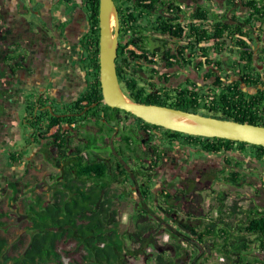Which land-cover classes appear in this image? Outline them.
<instances>
[{
    "label": "flooded vegetation",
    "instance_id": "obj_1",
    "mask_svg": "<svg viewBox=\"0 0 264 264\" xmlns=\"http://www.w3.org/2000/svg\"><path fill=\"white\" fill-rule=\"evenodd\" d=\"M112 1L119 24L115 73L126 98L133 101L128 86L133 84L143 101L164 107L211 117L241 110V115L261 118L264 23L252 21L246 1L241 0V8L252 18L244 21L241 15V22L231 24L199 19V0ZM5 9H10L9 19L3 18ZM87 18L83 0H0V77L14 97L0 103V144L10 134H17L13 142L19 139V127L28 134L19 151L0 158V167L7 161L20 167L27 155L20 175L7 179L16 186L40 185L36 193L43 195L45 188L50 199L58 183H65L69 163L63 154L80 155L84 163L93 156L111 174L125 176L110 182L118 205L128 202L131 211L139 206L158 215L162 230L191 233L190 264H225L217 252L220 242L207 238L201 243L192 231L213 224L241 231L247 210L264 211L257 202L264 201V158L237 143L219 147L210 140L217 138L171 134L124 111H88L97 103L73 110L90 85L84 63ZM63 79L65 94H59ZM23 102L20 122L16 112ZM39 116L44 120L37 123ZM53 119L60 122L49 126ZM44 166L54 171H47L43 188L37 174ZM251 251L250 258L257 260L251 264H264L257 242Z\"/></svg>",
    "mask_w": 264,
    "mask_h": 264
},
{
    "label": "trees",
    "instance_id": "obj_2",
    "mask_svg": "<svg viewBox=\"0 0 264 264\" xmlns=\"http://www.w3.org/2000/svg\"><path fill=\"white\" fill-rule=\"evenodd\" d=\"M83 1L89 27L86 35L88 52L84 63L90 85L82 95V99H78L71 107L78 112L86 106L90 107L91 103H97L96 109L90 107L88 111L122 112L100 102L98 0ZM246 4L255 16V18L251 17L252 21L264 23V3L247 0ZM198 15L199 19H202L205 14L199 9ZM247 70L245 69V72ZM128 86L129 98L134 102L162 106L155 101H143L142 93L137 92L133 84ZM80 102H85V104L82 105ZM261 105V118H255L251 114L241 115V110L239 113L225 111L221 116L214 117L264 127V103L262 102ZM41 119L44 120V117H37V123H40ZM57 122L60 120L53 119L49 126ZM210 140L213 143L216 142L219 147L223 144L237 143L242 148L249 147L258 150L259 156L264 158L263 147L222 139ZM78 153H81V150ZM122 156H124V150ZM90 157V162L84 163L80 155L70 159L63 154V160L66 164L69 163V168H66L63 177L65 183H58L57 190L51 196L50 201L36 194V204L33 205L32 201L28 203L25 211L26 214L27 211L30 213L27 214L22 226L25 230V241L11 243L8 238L0 236V264H128V262L138 264L141 259L147 264L176 263L183 250L179 242L181 235L175 231H161L159 216L143 211L139 206L129 214L128 226L122 229L119 203L115 200V193L111 192L110 182L124 181L125 176L122 178L119 174H111L104 163H96V158ZM122 174H125L124 170ZM88 182L90 185L87 186ZM66 191L70 194H66ZM257 209L252 207L247 210L245 221L241 222V231L217 229L213 224L204 230L192 231V233L201 243L207 238L219 241L217 252L219 256L225 257V264H239L240 262L251 264L257 261L250 258L252 245L257 242L260 249L264 250V211L258 212ZM4 215L5 213L0 212V219ZM2 224L4 223L0 221V226ZM164 234L168 235L170 240L168 245L167 242L160 244ZM165 247H170L172 250L158 251ZM150 251L154 254L151 255ZM65 257L68 258V263H65Z\"/></svg>",
    "mask_w": 264,
    "mask_h": 264
},
{
    "label": "water",
    "instance_id": "obj_3",
    "mask_svg": "<svg viewBox=\"0 0 264 264\" xmlns=\"http://www.w3.org/2000/svg\"><path fill=\"white\" fill-rule=\"evenodd\" d=\"M118 25L117 11L113 1L98 0V75L102 104L169 131L264 148L263 126L238 123L153 104L136 103L126 98L115 73ZM164 250L172 249L166 247ZM158 251L162 252L163 249H158Z\"/></svg>",
    "mask_w": 264,
    "mask_h": 264
},
{
    "label": "rangeland",
    "instance_id": "obj_4",
    "mask_svg": "<svg viewBox=\"0 0 264 264\" xmlns=\"http://www.w3.org/2000/svg\"><path fill=\"white\" fill-rule=\"evenodd\" d=\"M77 67H80L81 71H83L82 65L78 64ZM78 71L80 70L78 69ZM80 75H81V72H80ZM25 98L26 99L24 100H30L27 97ZM198 113L205 115V116L208 115L207 112L206 113L198 112ZM16 114H17L18 120L20 122L23 121V117L25 116V103L24 102L19 105ZM20 128L21 127H19V131H21L19 132V139L13 142V139L15 138V135L17 134H10L6 138L5 142L0 144V158H3V157L7 158L9 154L8 151H12V150L19 151L22 148L23 143L28 138V134H27V131L23 130L22 128L20 129ZM107 152H110V151H107ZM27 159H28V156L25 155L24 161L21 163L22 165H20V167L14 166L13 164H11L10 161L5 162L4 168L0 167V174L5 176V178L0 177V212L5 213V215L0 219V221L4 223L2 224V226H0V236L8 238L11 243L25 241L24 239L25 230L22 228V226H23L24 219L26 218V216H28L27 214L30 213L27 211V214H26L25 210H27V206L29 202L32 201L33 205L36 204V199H35V196L37 194L36 191L38 190V188H40V185L38 186L33 185V184L26 185L24 184V182L21 185L16 186L15 180L7 179V177L13 178L14 175L19 176L20 175L19 173L21 172V170L28 165V163L26 162ZM0 163H2V160H0ZM47 171H54V170L51 169V167L44 166L43 168L39 169L40 173L37 174L38 177H41V176L43 177L42 184H41L43 188L47 182V178H46ZM48 191L49 190H45L44 188L42 192L43 195L41 194L43 199L46 201H50V199H47ZM244 191H245V188L241 187V192H244ZM257 202H258L259 208L264 207L263 206L264 201L262 198H258ZM118 208H119V217L121 220V228L125 229L129 223L128 216L129 214L132 213L131 204L127 202L122 205H118ZM30 209H31V206H30ZM28 210H29V207H28ZM161 231H164V230L161 229ZM179 233H180L179 235H181L179 236V239H180L179 242H181L180 244L182 245L183 250H182L180 257L176 260L175 264H190L191 259H189L190 258L189 256L191 255V253H192V256L194 255L193 253L194 250L192 247L193 243L191 241V233L190 232H179ZM169 241L170 240L168 238V235L164 234L161 238L160 244L163 245L164 242H167V245H168L170 244ZM149 253H151V255L154 254V252L152 251H150ZM64 261L65 263H68V258L65 257ZM128 264H131V263L128 262ZM138 264H147V263H145V261L141 259ZM149 264H152V263H149ZM217 264H220V263L217 262Z\"/></svg>",
    "mask_w": 264,
    "mask_h": 264
},
{
    "label": "crops",
    "instance_id": "obj_5",
    "mask_svg": "<svg viewBox=\"0 0 264 264\" xmlns=\"http://www.w3.org/2000/svg\"><path fill=\"white\" fill-rule=\"evenodd\" d=\"M234 1L239 3V5H234ZM199 0L198 2V8L200 11H202L205 15H203L202 19H208L212 20L214 22L217 21H225L228 24L233 23V21H238L241 22V15L243 16V20H248V17L250 16V13L248 10L241 8V0ZM242 1H247V0H242ZM257 2H262L264 3V0H255ZM198 9V10H199ZM236 9V10H235ZM10 9H5L3 15H5V19H9V15L7 14ZM199 16V15H198ZM254 18V17H253ZM7 21V20H4ZM255 23V22H254ZM256 27L259 26L258 23H255ZM39 75H35V79H39ZM36 79V81H37ZM64 79L59 82V86L63 87V91L58 92L59 94H65V87H64ZM42 85V84H41ZM15 82L11 84L10 87L15 88ZM9 99L14 102V97L13 95L7 94L6 93V86L3 83L2 77H0V103L1 101H8ZM61 100V99H60ZM11 102V103H12ZM1 107H0V113H1Z\"/></svg>",
    "mask_w": 264,
    "mask_h": 264
},
{
    "label": "built area",
    "instance_id": "obj_6",
    "mask_svg": "<svg viewBox=\"0 0 264 264\" xmlns=\"http://www.w3.org/2000/svg\"><path fill=\"white\" fill-rule=\"evenodd\" d=\"M166 240V239H165ZM220 261H222V259H220Z\"/></svg>",
    "mask_w": 264,
    "mask_h": 264
}]
</instances>
